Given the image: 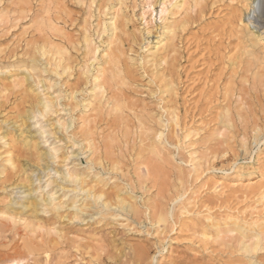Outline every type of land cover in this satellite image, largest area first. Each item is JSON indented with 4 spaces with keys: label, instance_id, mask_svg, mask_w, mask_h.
<instances>
[{
    "label": "rangeland",
    "instance_id": "1",
    "mask_svg": "<svg viewBox=\"0 0 264 264\" xmlns=\"http://www.w3.org/2000/svg\"><path fill=\"white\" fill-rule=\"evenodd\" d=\"M179 1L0 0V264H264V0Z\"/></svg>",
    "mask_w": 264,
    "mask_h": 264
},
{
    "label": "bare ground",
    "instance_id": "2",
    "mask_svg": "<svg viewBox=\"0 0 264 264\" xmlns=\"http://www.w3.org/2000/svg\"><path fill=\"white\" fill-rule=\"evenodd\" d=\"M195 1H197V0H195ZM179 4V11L180 10H187L188 8H189V4H190V0H180L179 2H178ZM260 3V0H248V6H252L253 7V12H254V10H255V7H257L258 5H260L259 4ZM117 18V17H116ZM243 21V20H242ZM250 22V21H249ZM252 22V21H251ZM113 23H114V21H113ZM116 23V22H115ZM116 25V24H115ZM114 27H116V26H114ZM171 27V26H170ZM58 28V27H57ZM173 28V27H172ZM250 28V27H249ZM248 28V29H249ZM115 30V29H114ZM168 31H170V29L168 30ZM170 33H172L171 31H170ZM252 33V32H251ZM261 32H259V34H257V38H259L262 34H260ZM248 34H249V32H248ZM252 34H254V32L252 33ZM172 35V34H171ZM255 35V34H254ZM254 35H252V37L254 36ZM171 37V36H170ZM169 37V38H170ZM255 37H256V35H255ZM165 38V37H164ZM261 38V37H260ZM171 39V38H170ZM250 39V38H249ZM87 40V39H86ZM165 40V39H164ZM251 40V39H250ZM261 40V39H260ZM168 41V40H167ZM256 41V40H255ZM257 41H259L258 39H257ZM257 41H256V43H257ZM252 42V41H251ZM253 43H254V41H253ZM259 43V42H258ZM254 45V44H253ZM166 46V44L162 41V42H158V43H156L154 46H153V49L151 48L150 49V52L148 53L149 54V56H148V58H149V60H151V61H154V59L159 55V53H160V51L161 50H163L164 48H166L165 47ZM88 47V46H87ZM91 47V46H90ZM168 48V47H167ZM254 48V47H253ZM88 49V48H87ZM110 49V48H109ZM111 50V49H110ZM88 51V50H87ZM95 52V51H94ZM252 52H253V50H252ZM251 52V53H252ZM92 53V52H91ZM96 53V52H95ZM110 54L109 55H111L112 53H111V51L109 52ZM250 53V55H252ZM163 54H164V52H163ZM108 55V54H107ZM116 55V54H115ZM115 55H112V57L113 56H115ZM160 56V55H159ZM163 56V55H162ZM109 57V56H108ZM116 57V56H115ZM114 57V58H115ZM254 57V56H253ZM258 58V57H257ZM261 58V57H260ZM109 59H111L110 57H109ZM157 59H159V58H157ZM116 61L118 60V57H116V59H115ZM156 60V59H155ZM163 60H165L164 58H163ZM163 60H161V61H163ZM260 60V59H259ZM110 61V60H109ZM115 61V62H116ZM37 62V61H36ZM151 63V62H150ZM155 63H156V61H155ZM262 63V62H261ZM116 64V63H115ZM117 65V64H116ZM119 65V64H118ZM30 68V67H29ZM116 68H118V66H116ZM32 70V68L30 69V71ZM116 70V69H115ZM33 71V70H32ZM32 71H31V73H32ZM112 72V71H111ZM120 72V71H119ZM105 73V72H104ZM117 74V73H116ZM115 74V75H116ZM33 76V75H32ZM26 77V76H25ZM28 77V76H27ZM26 77V78H27ZM25 78V79H26ZM115 78H116V76H115ZM30 79H31V76H30ZM97 79H99V78H97ZM100 80V79H99ZM99 80H97L98 82H99ZM20 81L22 82L23 81V79L22 80H20V78H19V83H20ZM28 82V81H27ZM170 82V81H169ZM10 83V82H9ZM14 83V82H13ZM15 83H16V81H15ZM14 83V84H15ZM17 83H18V81H17ZM100 83V82H99ZM24 84V83H23ZM10 86V85H9ZM97 86V85H96ZM100 86H102V85H100ZM172 86V85H171ZM34 87V86H33ZM103 87H104V85H103ZM169 87H170V85H169ZM6 88V87H5ZM10 88H14V87H10ZM98 88H99V86H98ZM105 88V87H104ZM29 89V88H28ZM31 89V88H30ZM102 89V88H101ZM33 91V90H32ZM36 91V90H35ZM102 91V90H101ZM104 91V90H103ZM105 92V91H104ZM104 92H101V94L102 93H104ZM45 94V93H44ZM36 95H38V94H36ZM40 97V96H39ZM53 100V99H52ZM51 99L49 100V99H47V98H43V97H40V99L38 100H36V101H38V102H36L37 104H36V108H37V112H38V115H40L41 116V118H42V115L43 114H45V113H47V112H51L50 111V109H53V107L51 108V102L50 101H52ZM55 105V103L53 104V106ZM35 106V105H34ZM35 108V109H36ZM119 108V107H118ZM33 112H34V110H33ZM54 112V111H53ZM49 113H47V114H49ZM31 114V113H30ZM30 114L28 115V116H26V114H25V117L24 118H26L25 119V122L27 121V120H29V122H31L30 120L33 118V116H30ZM32 115V114H31ZM34 116H36L35 115V112H34ZM39 116V117H40ZM46 116V115H45ZM19 117V116H18ZM38 117V118H39ZM21 118V117H20ZM23 118V117H22ZM35 119L36 118H34V121H35ZM59 120V119H58ZM33 121V120H32ZM23 122V121H22ZM28 122V123H29ZM59 122V121H58ZM63 122H65V121H63ZM63 122H60V123H63ZM36 123V122H35ZM39 123V122H38ZM59 123V124H60ZM66 123V122H65ZM21 124H25L24 122L23 123H21ZM32 124H33V122H32ZM31 124V125H32ZM40 124V123H39ZM34 125H37V124H34ZM50 125H51V123H50ZM62 125V124H61ZM70 124H65V126H66V130L68 129V126H69ZM18 126V125H17ZM24 126H27V124H25ZM63 126V125H62ZM22 127H23V125H22ZM28 127H29V125H28ZM61 127V126H60ZM26 128V127H25ZM25 128H23V129H25ZM30 128V127H29ZM32 128V127H31ZM62 128V127H61ZM27 129V128H26ZM35 130V129H34ZM50 130V129H49ZM48 129H42V128H38L37 130H36V132H38L39 134H40V140H37V138H36V140L37 141H33L34 139H33V135H31V134H29V135H27L26 134V132H25V134L27 135V136H24V138L21 140V141H23L24 142V144L25 145H29V146H33L36 150H40V145H41V143L43 142V144H45L47 141H48V139H47V137L50 135V134H52L50 131H49ZM65 130V129H64ZM26 131V130H25ZM23 132V131H22ZM21 132V133H22ZM31 132H32V130H31ZM30 132V133H31ZM35 133V132H34ZM23 134V133H22ZM20 135V134H19ZM24 135V134H23ZM35 135V134H34ZM162 133L160 132L159 134H157V138L160 140L161 139V137H162ZM15 136V135H14ZM21 136V135H20ZM39 136V135H38ZM3 137H5V136H3ZM17 138V137H16ZM44 138V141H41L42 139ZM1 140H2V138H1ZM6 141V140H5ZM19 142V141H18ZM159 142V141H158ZM5 144V143H4ZM24 144H22V145H24ZM47 144V143H46ZM5 146H7V145H5ZM57 146H58V144H57ZM57 146H50V144L48 145V146H46V147H44V150L42 149V150H40V155H41V158L43 157V156H48V160L47 161H49V157H50V159L52 158V160L53 159H60V158H62L63 156L61 155V157L59 158V152H58V148H57ZM26 147V146H25ZM9 149H10V147H9ZM8 149V150H9ZM31 150V149H30ZM34 150V149H33ZM33 150H31V151H33ZM6 151H7V149H6ZM10 152V151H9ZM13 152V151H12ZM6 153V152H5ZM61 153H63V152H61ZM65 153V152H64ZM69 153V152H68ZM67 153V154H68ZM70 154H72V153H70ZM7 155H8V153H7ZM10 155L11 154H9V157L8 158H10ZM38 156V155H37ZM72 155H68V156H64V161L65 160H67L68 161V159L71 157ZM77 156V155H76ZM39 157V156H38ZM6 158H7V156H6ZM7 160V159H6ZM11 160H12V158H11ZM41 160V159H40ZM47 161L45 162V163H47ZM9 162L11 163V161L9 160ZM10 163H9V165H10ZM14 163H15V161H14ZM44 163V164H45ZM15 165V164H14ZM13 166V165H12ZM51 166V164L49 163L48 165H46L45 164V169H48V171H52V170H54L53 168H51L50 167ZM74 166V165H73ZM72 166V167H73ZM3 167V166H2ZM14 167V166H13ZM75 167V166H74ZM2 169V168H1ZM74 169H76V168H74ZM72 170V169H71ZM78 170V169H77ZM75 171V170H74ZM79 171V170H78ZM55 173H57L58 172V170H56L55 169V171H54ZM59 172H61V171H59ZM77 172V171H76ZM76 172H70V171H65V172H61V173H58L59 175H60V177L62 178V181L63 180H65L66 182H70V183H74V184H77V186H78V183L83 179L82 177H80L79 176V174L78 173H76ZM3 173V172H2ZM1 174V173H0ZM85 174V173H84ZM85 177H86V175H84ZM83 176V177H84ZM97 177V176H96ZM100 177V176H99ZM42 179V177H39L38 178V180H40V182L41 181H43V180H41ZM48 179V178H47ZM50 179V178H49ZM59 179V178H58ZM97 179H98V177H97ZM100 179V178H99ZM35 180V179H34ZM251 181V180H250ZM34 182V181H33ZM48 183H46V187H48L49 185H50V183H51V181H47ZM86 182V181H85ZM101 182V181H100ZM219 182L220 183H222L223 181H221V180H219ZM240 183V182H239ZM250 185H253V184H255L256 183V181H251V182H248ZM35 184V183H34ZM38 184V183H37ZM82 184V183H81ZM90 184V183H89ZM33 185V184H32ZM79 185H80V183H79ZM30 186H31V184H30ZM39 186V185H38ZM43 186V185H42ZM32 187V186H31ZM65 187V186H64ZM35 188V187H34ZM34 188H32L31 190H32V192H36L37 191V189H34ZM60 188H61V186H60ZM79 188L80 189H83V187L82 186H79ZM263 188V190H264V187H262ZM41 189H42V187H41ZM46 189V188H45ZM49 189V188H48ZM64 189V188H63ZM73 189V188H72ZM68 190H70V189H68ZM55 191V190H54ZM65 191V190H64ZM71 191V190H70ZM262 191V190H261ZM31 192V193H32ZM41 192V191H40ZM82 192V191H81ZM85 192L88 194V196L90 195V191H89V188L88 189H85ZM93 192V191H92ZM86 194V195H87ZM34 195H36V194H34ZM68 195V194H67ZM66 195V196H67ZM85 195V196H86ZM97 195V194H96ZM48 197H47V199H46V197H45V199H44V201L47 203V205H50V206H52V207H55V208H60L61 207V204H62V202H64V201H60V202H58V203H56L55 202V199H56V197H57V194L56 193H52V194H50L49 193V195H47ZM95 196V195H94ZM43 198V197H42ZM90 198V197H89ZM98 199H102V193L101 194H99L98 195V197H97ZM61 199H65V198H61ZM73 199V198H72ZM80 199V198H79ZM70 200V199H69ZM83 200H84V198H83ZM92 200H93V198H92ZM125 200V199H124ZM123 200V201H124ZM12 201V200H11ZM40 201H41V199H37V197H35L33 200H31L30 199V201L26 204V205H23V206H25V207H32V209H33V211H36L37 210V208H38V206L40 205ZM59 201V200H58ZM80 201V200H79ZM18 202V201H17ZM67 202V201H66ZM65 202V203H66ZM78 202V201H77ZM81 202V201H80ZM97 202V201H96ZM105 202V201H104ZM103 202V203H104ZM19 203H21V202H19ZM64 203V204H65ZM122 203V202H121ZM124 203L125 204H123V207H124V205H126V202L124 201ZM17 204V203H16ZM76 204V203H75ZM83 204V203H82ZM85 204V203H84ZM105 204V206H107V203H104ZM11 205V204H10ZM63 205V204H62ZM66 205V204H65ZM128 205V204H127ZM127 205H126V207H127ZM129 206V205H128ZM130 206H131V204H130ZM10 207V206H9ZM8 207V208H9ZM46 207V206H45ZM66 207H68L67 205H66ZM71 207H75L74 206V204H72V206ZM24 208V207H23ZM62 208V207H61ZM9 209H12V208H9ZM27 209V208H26ZM72 209V208H71ZM14 210V209H13ZM50 210V209H49ZM7 211V210H6ZM23 211V210H22ZM38 211V210H37ZM40 211V210H39ZM53 211V210H52ZM78 211H79V209H78ZM82 211V210H81ZM3 212H5L4 210H3ZM2 212V213H3ZM8 212V211H7ZM30 212H32V211H30ZM9 213V212H8ZM12 213V212H11ZM10 213V214H11ZM47 213V212H46ZM56 213V212H55ZM16 214V213H15ZM37 214H38V212H37ZM12 215H13V213H12ZM35 215V214H34ZM16 216H17V214H16ZM17 217H19V215L17 216ZM34 217V216H33ZM36 218V217H35ZM11 219V218H10ZM159 221L161 222H167V219L163 216V215H161L160 217H159ZM238 224V223H237ZM218 226V225H217ZM242 226V225H241ZM239 224L236 226V227H238V228H240V229H242V227H241ZM237 228V229H238ZM239 229V230H240ZM232 231V230H231ZM234 232V231H233ZM243 233V232H242ZM241 233V235H243ZM256 233V232H255ZM261 233L259 232V233H257L256 235L257 236H255V238H256V241H254V240H252V241H254V242H252L251 244H246V243H244L243 242V248L246 250V251H250L251 249H253V248H255L257 245H258V243H259V235H260ZM203 235V234H202ZM251 237V236H250ZM251 238H253V236L251 237ZM242 243V242H241ZM16 250V249H15ZM13 255V254H12ZM11 256V255H10ZM12 257V256H11ZM15 259V258H14Z\"/></svg>",
    "mask_w": 264,
    "mask_h": 264
}]
</instances>
